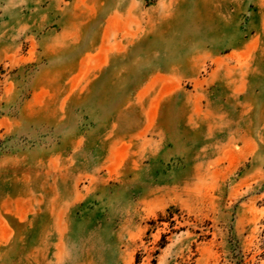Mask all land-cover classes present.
I'll list each match as a JSON object with an SVG mask.
<instances>
[{
	"label": "rangeland",
	"instance_id": "374dc122",
	"mask_svg": "<svg viewBox=\"0 0 264 264\" xmlns=\"http://www.w3.org/2000/svg\"><path fill=\"white\" fill-rule=\"evenodd\" d=\"M0 264H264V0H0Z\"/></svg>",
	"mask_w": 264,
	"mask_h": 264
}]
</instances>
